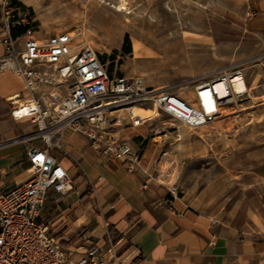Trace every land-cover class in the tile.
Listing matches in <instances>:
<instances>
[{"label": "rangeland", "instance_id": "1", "mask_svg": "<svg viewBox=\"0 0 264 264\" xmlns=\"http://www.w3.org/2000/svg\"><path fill=\"white\" fill-rule=\"evenodd\" d=\"M122 3L127 10L119 12ZM10 5L42 37L82 29L110 73L172 86L185 97L190 98L187 81L243 72L249 91L200 128H188L152 106L123 111L122 127L131 126L132 114L144 118L128 131L139 168L147 165L155 185L168 190L177 183L181 193L197 192L225 168L242 166V156L264 144V46L244 35L247 0H10ZM54 91L67 93L58 84L43 85L38 93ZM34 130L19 127L22 135ZM70 133L67 129L64 142H73Z\"/></svg>", "mask_w": 264, "mask_h": 264}, {"label": "crops", "instance_id": "2", "mask_svg": "<svg viewBox=\"0 0 264 264\" xmlns=\"http://www.w3.org/2000/svg\"><path fill=\"white\" fill-rule=\"evenodd\" d=\"M247 4L244 35L262 47L264 0ZM2 34L0 12V57L5 53ZM23 88L13 72L0 70V141L22 136L23 124L36 130L28 119L15 120L11 114L10 97ZM129 128L135 127L120 129L127 139ZM66 130L61 143L68 154L58 149L51 153L61 155L56 158L68 170L74 188L65 194L49 191L38 217L49 223L64 249L74 253L82 245H106L111 239L117 242L121 264H264V144L247 151L239 168H225L197 192L186 189L173 200L167 187L155 185L154 177L145 172L146 164L141 169L104 158L71 129L73 142H64ZM31 145L44 147V142L37 139L0 149V191L29 177L26 150ZM77 170L81 174L73 178Z\"/></svg>", "mask_w": 264, "mask_h": 264}, {"label": "built area", "instance_id": "3", "mask_svg": "<svg viewBox=\"0 0 264 264\" xmlns=\"http://www.w3.org/2000/svg\"><path fill=\"white\" fill-rule=\"evenodd\" d=\"M0 12L5 45L0 70L13 72L24 85L10 97L11 114L36 127L31 133L0 141V149L37 139L44 142V147L31 145L26 150L29 177L0 191V264H121L117 242L82 245L73 253L57 242L49 223L38 220L49 191L65 194L74 188L68 170L51 150L68 154L61 141L65 129H71L84 136L98 155L139 166L138 150L121 135L123 111L152 106L188 128L203 127L214 122L237 95L232 75L240 70L218 79L187 81L189 98L172 86H150L139 77L110 73L82 29L40 37L28 17L16 18L10 0H0ZM55 78L59 87H66L65 95L38 93ZM220 80L225 82L224 94L218 89ZM22 97V102L16 101ZM130 119L135 128L144 122L134 114ZM168 193L176 199L180 186L172 183ZM75 253L78 258L74 259Z\"/></svg>", "mask_w": 264, "mask_h": 264}, {"label": "bare ground", "instance_id": "4", "mask_svg": "<svg viewBox=\"0 0 264 264\" xmlns=\"http://www.w3.org/2000/svg\"><path fill=\"white\" fill-rule=\"evenodd\" d=\"M116 10L119 11V12L126 11L127 10L126 4L125 3L120 4L118 7H116ZM166 50H168V49H166ZM232 77H233L232 78V86H233V90H234L235 94L239 95V94H243V93L249 91V88H248L247 83H246L245 76H244L242 71H239L238 73L233 74ZM57 83H58V80L55 78L48 85H51V86L53 85L54 86ZM218 83H219V85H218L219 92L221 94H224V92H225V82L220 80ZM222 112H224V111H222Z\"/></svg>", "mask_w": 264, "mask_h": 264}]
</instances>
